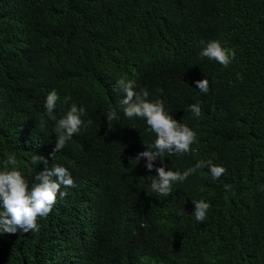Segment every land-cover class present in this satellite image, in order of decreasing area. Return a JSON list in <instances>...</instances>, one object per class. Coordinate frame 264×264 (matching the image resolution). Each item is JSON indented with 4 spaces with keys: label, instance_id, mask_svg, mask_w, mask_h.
Here are the masks:
<instances>
[{
    "label": "trees",
    "instance_id": "trees-1",
    "mask_svg": "<svg viewBox=\"0 0 264 264\" xmlns=\"http://www.w3.org/2000/svg\"><path fill=\"white\" fill-rule=\"evenodd\" d=\"M210 40L235 51L227 67L200 57ZM122 78L197 133L191 152L165 153L151 172L135 160L156 135L124 115ZM72 103L92 123L52 159ZM11 154L30 186L44 169L37 154L75 187H61L39 231L0 234V264H264V0H0V170ZM200 160L227 172L198 169L167 197L152 191L155 168ZM200 200L211 205L202 223Z\"/></svg>",
    "mask_w": 264,
    "mask_h": 264
},
{
    "label": "clouds",
    "instance_id": "clouds-1",
    "mask_svg": "<svg viewBox=\"0 0 264 264\" xmlns=\"http://www.w3.org/2000/svg\"><path fill=\"white\" fill-rule=\"evenodd\" d=\"M204 43L203 41L201 42ZM201 58L214 60L220 65L227 67L235 58L234 50L223 46L220 40L208 41L202 51ZM198 89L207 93L209 91V81L205 78L196 81ZM117 87L124 93L120 100L124 115L129 118H140L146 121L148 130L155 133L156 139L153 144L145 146L148 150L138 153L135 160L139 163L141 159L147 161L145 167L151 172L154 162L160 160L163 163L165 153L186 154L191 152V146L198 143L197 133L187 124L178 122L173 115L165 109L163 100L150 101L149 92L146 88H139L135 80L120 79ZM139 88V90H137ZM60 99L55 90L49 92L44 105L49 117L56 108ZM71 100L70 96L64 98V103ZM189 110L196 117L201 116V106L199 103L189 105ZM86 114L84 107H78L72 103L67 114L58 120L54 128L56 145L50 157L53 159L58 152H61L67 141L77 134L81 127L91 125L92 121L85 122L82 116ZM107 121L117 118L114 110H109ZM54 118V117H52ZM33 165L43 164V171L35 176V183L29 185L17 163L16 156L11 154L7 157L5 167L0 170V234H15L18 230L23 233L39 231L38 220L47 217L58 198L67 195L61 191V187H75L74 179L70 171L59 164L49 167V160L43 155L33 154L31 156ZM8 165H11L9 169ZM166 165L155 168L157 176H151V189L161 196L167 197L172 193V186L175 182H183L198 169L208 168L212 178L218 180L226 174L227 169L212 163L211 160L198 161L194 167L188 168L183 173L179 171L166 170ZM226 191H231V185H225ZM264 191V187L260 188ZM234 195V192H233ZM195 211L192 213L197 222H204L211 205L203 200L193 201ZM183 211L181 215H184Z\"/></svg>",
    "mask_w": 264,
    "mask_h": 264
}]
</instances>
